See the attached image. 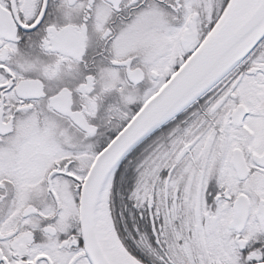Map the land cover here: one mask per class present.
<instances>
[{"label":"snow or ice","instance_id":"obj_1","mask_svg":"<svg viewBox=\"0 0 264 264\" xmlns=\"http://www.w3.org/2000/svg\"><path fill=\"white\" fill-rule=\"evenodd\" d=\"M0 264H264V0H0Z\"/></svg>","mask_w":264,"mask_h":264}]
</instances>
